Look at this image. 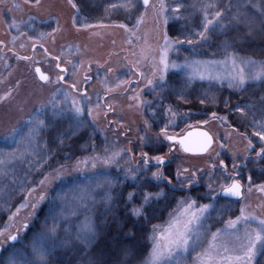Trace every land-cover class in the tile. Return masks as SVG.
<instances>
[{"label": "rangeland", "instance_id": "1", "mask_svg": "<svg viewBox=\"0 0 264 264\" xmlns=\"http://www.w3.org/2000/svg\"><path fill=\"white\" fill-rule=\"evenodd\" d=\"M141 1L117 0L115 9L124 12L125 23L121 21L122 16L117 17L118 21L108 22L99 19L101 21L89 23L77 18L78 9H73L68 0H41L39 6H35L34 0H31V4H26L24 0H0V96L11 92L10 96L0 101V133L8 132L13 127L21 130L18 136L7 142L3 137L0 138V157L5 152H13L11 159L0 164V183L16 176L14 172H10L13 168L23 167L25 170L27 166L34 165L36 155L40 151L39 145H43L38 140L39 132L49 119H89L102 140L100 143L92 142V151L88 155L82 156L71 165L57 167L41 176L38 185L35 184L36 186L30 189L0 230L2 233L0 241H4L3 246L0 247L1 251L11 243L7 241L9 234L21 236L25 230L23 225L29 224L43 202L39 197L41 195L47 197L51 188L60 180L90 174L94 170L102 171L108 166L100 161L106 156H111L113 152L121 153L118 162L125 163L126 172H129L130 176L135 177L142 173L143 165L137 167L129 165L127 151L135 144L140 148L143 147L148 135L155 137V134L164 142L166 150H171L166 158L174 161L176 179L179 173L180 183L195 181L197 175L202 177L208 199L206 202H196L192 210L195 211L204 204L213 205L200 229L199 244L195 247V251L190 248L187 254L182 253L177 257L180 264H198V253L208 249L212 234L218 231L220 235L216 244L220 254L226 255L238 251L242 241L237 240L236 235L232 233L243 237L246 229L251 231L256 227L255 222L241 220L237 229L226 228L230 220H236L241 215L242 208L246 214L257 218L264 217V191H260L264 186V178H261L262 175L264 177V163L258 162L259 159L264 161V155L257 156L264 147V142L253 134L264 125V107L247 106L245 116L251 117L248 121L251 131L246 134L233 128L225 117L213 114L207 115L202 121L196 120L195 123L185 125V121H189V114L177 112L170 107H166L164 111L162 110L163 114L158 115L159 118L163 117V124L153 126L148 116L149 114L153 116V112L148 109L152 104L149 95L160 85L161 75L164 76L163 83L169 73L176 72L189 85L210 83L235 91L244 86L230 88L227 78L209 81L197 77L190 80L189 69L172 68L171 65L182 66L191 61L222 62L226 56L221 59L181 56L177 51L181 44L168 36V41L172 45L168 49L169 68L166 72H162L160 57L164 50L166 24L175 13L168 0H150L147 7L141 6ZM161 2L167 7L163 15L159 13L158 8ZM243 2L247 7L257 3L258 8L263 10L264 3L262 4L261 0H243ZM135 7L139 10L136 11ZM74 19L78 21L75 24ZM138 20L141 22L137 23ZM12 23H15V27L9 28V24ZM83 23L94 26L85 28L82 27ZM121 24L126 27H119ZM54 29L56 31H53ZM41 34H44L43 38ZM54 57L59 58L56 62L61 64L60 68H66L63 75L55 69ZM235 57L238 67L241 60L264 63V59L238 55ZM37 67L50 77L51 83H45L37 78L35 71ZM244 67L247 72L257 70L247 65ZM230 69L231 61L228 62V67H224L221 63L215 64L212 71L227 77ZM57 76H63L64 81L57 83ZM149 80L152 81L151 84L148 83ZM70 84H75L76 88L72 90ZM246 85L264 87V81L249 79ZM57 89L61 91L57 92ZM130 97L138 99L134 100ZM73 99L80 102L79 106L84 110L79 119L73 110ZM141 101L144 103L141 104ZM89 109H92L91 117L88 116ZM39 120L45 122L44 126L35 136H30V130ZM192 127L204 128L213 137V145L204 155H183L178 145L166 139L169 135H181L185 129ZM249 141L252 142L251 148ZM171 145L174 148H170ZM92 157L100 158L95 161V169L91 167ZM86 159L89 160L87 167L81 163L82 171L74 170L78 161L82 162ZM245 166L246 168H243ZM184 169L188 171L185 172ZM58 174L60 179H56ZM45 177L49 180L42 184L41 181ZM234 180L239 181L242 186L241 198L231 201L236 206L234 207L236 214L227 216L220 225L212 228L209 224L211 213L222 215L225 210L226 213H230L233 209L232 204L220 201L218 197L222 188L230 185ZM91 196L93 194H85L81 199L82 202L85 200L88 202ZM191 200L195 199L189 195L178 200L174 208L169 211L166 221L155 226L153 243L156 232L166 228L180 215L185 206L184 202ZM33 204L37 205L35 209L32 207ZM225 247L229 249V253H224ZM150 254L140 264H147ZM257 257L254 258L253 264Z\"/></svg>", "mask_w": 264, "mask_h": 264}, {"label": "trees", "instance_id": "2", "mask_svg": "<svg viewBox=\"0 0 264 264\" xmlns=\"http://www.w3.org/2000/svg\"><path fill=\"white\" fill-rule=\"evenodd\" d=\"M73 2L78 5L79 19L89 23L101 21L99 19L110 22L118 21L117 17L122 16L121 21L125 23L124 12L113 7L117 0ZM168 2L171 9L177 4L181 5L180 13L174 12L175 16L166 24V35L181 44L177 49L179 55L221 59L226 56L224 46L227 44V55L264 59V29L261 27L264 24V0H261L263 10L258 8L257 3L246 9L251 27L244 17L240 23L232 22L235 15L233 6L237 0ZM209 3L216 5L214 8H207L210 19L217 10L222 11L224 16L218 26H210V31L202 37L199 33L204 32V6ZM135 8L136 11L139 10L138 7ZM177 15L179 19L176 18ZM220 25L226 27L222 30ZM163 85L157 86L149 95L152 104L148 109L153 112V116H148L153 126L163 124V117L159 118L158 115L166 107H170L177 112L189 114V121H185V125L195 123L196 120L202 121L207 115L215 113L225 117L238 132L246 134L251 131L248 124L251 117L245 116L247 106L264 107L262 85H246L236 91L210 83L189 85L176 72L169 73ZM238 108L244 111H238ZM1 137L3 136L0 135ZM38 140L43 145H39L41 152L36 155L34 165L27 166L25 170L23 167L13 168L10 172H14L16 176L0 183V230L30 189L38 185L41 176L57 167L71 165L92 151V142L102 141L93 122L85 118L49 119L40 130ZM145 140L143 147L135 144V148L130 147L127 151L130 166L143 165L142 173L135 176V179L126 172L125 163L118 162L102 171L94 170L90 174L60 180L39 205L28 224L29 227L19 236L15 247L20 249L22 245L29 246L30 251L33 236L43 235L44 238L38 239L37 243L46 254L47 264L144 262L152 251L155 226L166 221L169 211L178 200L186 195L193 196L196 202L201 203L208 199L200 175L196 176L195 181L177 182L175 163L166 158L171 150H166L164 142L156 134L155 137L148 135ZM145 153L149 159L147 167L143 163ZM183 155L187 156L184 153ZM156 156L165 158L164 165L156 164ZM258 162L264 163L263 159ZM157 171L163 174L159 181L152 175ZM261 178H264L263 175ZM168 180L172 183L169 184ZM95 187L98 189H94ZM130 193L133 194L131 199ZM85 194H93L88 202L81 200ZM145 194L151 195L147 205L143 199ZM218 199L232 204L233 209L230 213L225 210L222 215L211 213L209 224L212 228L220 225L227 216L236 214L232 199L221 196ZM141 206L145 210L140 216L134 215L133 209ZM53 227L56 229L54 233L51 231ZM89 228L94 232V239L86 244L78 236L89 234ZM8 249L9 246L0 252V262L4 264L9 256ZM254 264H264V254L259 255Z\"/></svg>", "mask_w": 264, "mask_h": 264}, {"label": "snow or ice", "instance_id": "3", "mask_svg": "<svg viewBox=\"0 0 264 264\" xmlns=\"http://www.w3.org/2000/svg\"><path fill=\"white\" fill-rule=\"evenodd\" d=\"M26 4H31V0H24ZM41 0H34L35 6H39ZM68 3L71 5L73 9H78L77 3L73 2V0H68ZM150 3V0H143V5L147 7ZM116 5H113L115 7ZM205 7V23L203 25L204 32H200L199 35L202 37L208 31H210V26L215 27L220 24V21L223 19L224 13L220 10H217L214 14L213 18H209L207 14V8H214L216 7L215 4L209 3ZM235 9V15L232 18V22L240 23L241 18L244 17L247 20V5L244 4L243 0H237V3L233 6ZM159 13L163 15L167 7L166 5L161 2L158 6ZM181 5L177 4L175 8L172 9L175 13H180ZM179 19V15L176 17ZM74 19V24L77 23ZM141 21L138 20L137 23ZM167 19L165 18V23ZM248 26L251 27V21L247 20ZM94 25L83 23L82 27L90 28ZM222 30L226 25H220ZM15 27V23L9 24V28ZM119 27H126L125 25L121 24ZM262 29H264V24L261 25ZM53 31H56L55 29ZM44 34H41V38H43ZM51 35V34H49ZM164 50L161 53L160 57V64L162 65V72H166L169 68V61H168V49L172 46L167 38V35L164 37ZM191 43V41H189ZM228 45L225 44L224 51L226 53V59L222 62L216 61H191L186 62L182 66H178L176 64H172V68L177 67H184L189 69V79L199 78L200 80H223L225 78L228 79V84L230 88L236 87H243L246 85L249 79L251 80H259L264 81V63L257 64L254 60H241L239 61V67L237 65V60L235 55H227ZM47 52V49H45ZM23 59H30L29 57H22ZM54 59H59L54 57ZM231 61V69L228 72L227 77L223 74L214 73L212 68L215 64L221 63L224 67H228V62ZM245 65L251 66L256 68L255 72H247ZM57 68L60 67L59 63L56 65ZM36 73L39 75V79L45 83H51V79L48 75H45L41 72L40 68L35 69ZM61 72H64L65 69L60 68ZM109 72L111 69L108 70ZM87 79V77L85 78ZM63 76H57V83L63 82ZM160 85L159 87H163L164 76H160ZM149 84L152 83L151 80L148 82ZM72 87L75 89L76 85L73 84ZM61 91L57 89V92ZM11 95V92L7 93L5 96H0V101L5 100L8 96ZM130 99H138L137 97H130ZM73 110L77 119L82 117L83 108L79 106V103L76 99H73ZM141 104L144 102L141 101ZM43 107V105H42ZM238 111H244L241 108L237 109ZM215 115V113H213ZM88 116H92V109L88 110ZM45 122L43 120H39L36 122V125L30 130L29 135L35 136L36 133L44 126ZM21 130L13 127L8 132L0 133L3 136L5 141L7 142L9 139L18 136ZM254 135L258 136L260 141L264 142V125H262L259 130L253 133ZM201 135L204 136V142L200 147V151H207L208 147L212 143V138L208 136L207 133H202ZM167 139H173L172 137H167ZM181 145L184 146L185 151H192L187 145H185V141H180ZM252 142L249 141V148H251ZM121 153L113 152L111 156H106L105 159L100 161L106 166H110L113 163H118V158L120 157ZM264 155V147L261 148V151L257 153V156ZM13 156V152H5L2 157H0V164H4L6 160L11 159ZM91 159V167L93 169L96 168V162L99 160V157H92ZM156 164L158 166H162L165 163V158L162 156H156L155 158ZM83 163L85 167L88 166L89 160L86 159L84 161H78L75 169L76 171H82L80 164ZM143 163L145 167L149 165V159L147 153L144 154ZM185 172L188 169H184ZM153 178L157 179L158 181L162 179L163 174L162 172H153ZM195 175V173H193ZM60 175L58 174L56 179H60ZM136 177H133L135 179ZM49 178L45 177L42 184L48 181ZM177 182L180 181L179 173H177ZM168 183L171 184L172 181L168 180ZM260 191H264V186L260 188ZM222 193L226 197H240L241 196V185L239 181L234 180L230 185L222 188ZM133 194H129V199L132 198ZM110 198V197H109ZM40 201H44L46 199L45 195H41L39 197ZM144 204L147 205L151 199L150 194H145L144 197ZM215 199V197H213ZM185 206L182 208L180 215L174 218L169 225L164 228L162 231H157L156 235L154 236V243L152 247V252L150 254V258L147 264H173L175 260V264H180V260L177 259L182 253L187 254L189 249L191 248L192 251H195V247L199 244L200 236L199 232L200 229L203 227L204 221L208 218L209 210L213 207L212 204H204L195 211L192 209L196 205L195 200H191L190 202H184ZM32 207L35 209L37 205L33 204ZM144 207H138L133 209V214L136 216H140L142 211H144ZM244 220L246 222H255L256 227L252 228L251 231L245 230L244 236L240 237L236 233H232L236 235L237 240H241L242 242L239 245V250L234 251L231 254L221 255L219 252L218 245L216 244L217 237L220 235V232H216L212 234V240L209 242L208 249L204 250L201 253H198L197 260L198 264H253L254 258L258 255L264 254V217L257 218L254 215L246 214L245 210L241 209V215L236 218V220H230L226 225L227 229H237L240 221ZM29 225L25 223L23 225V229H27ZM155 230V229H154ZM53 233L56 231L55 227L51 230ZM89 234L84 236H78L79 239H82L86 244L90 243L94 239V232L91 228L88 229ZM19 233V230H18ZM2 235V233H0ZM18 234L12 235L9 234L7 237V241L11 242L9 244V256L7 257L6 264H47L46 254L42 247H40L37 243L38 239H43V235L40 237L33 236L30 242V251L29 246H21L20 249L15 247L16 242H18ZM4 241H0V247L3 246ZM224 253H229V249L227 247L224 248ZM0 264H4V262H0Z\"/></svg>", "mask_w": 264, "mask_h": 264}, {"label": "water", "instance_id": "4", "mask_svg": "<svg viewBox=\"0 0 264 264\" xmlns=\"http://www.w3.org/2000/svg\"><path fill=\"white\" fill-rule=\"evenodd\" d=\"M140 5L144 6L143 5V0L141 1ZM36 75H37V77L39 79V75L37 73H36ZM202 133H207L208 136L212 138V143L208 147L207 151H200L199 150L201 145L204 142V139H205L204 136L201 135ZM168 137H172L173 138L171 140L167 139L170 143L177 144L178 147L181 149V151L183 153L187 154V155H195V156L204 155L205 153L208 152V150L213 145V137L211 136V134L206 129L201 128V127H192V128H189V129L185 130L184 133H182L181 135H177V136L169 135ZM181 140H184L185 141V145H187L189 148H191L192 151H185L184 150V146H182L181 143H180ZM220 196L224 197V198H228V199L238 200L242 196V186H241V196L240 197H226V196L223 195L222 190L220 192ZM0 252H1V249H0Z\"/></svg>", "mask_w": 264, "mask_h": 264}, {"label": "flooded vegetation", "instance_id": "5", "mask_svg": "<svg viewBox=\"0 0 264 264\" xmlns=\"http://www.w3.org/2000/svg\"><path fill=\"white\" fill-rule=\"evenodd\" d=\"M57 60H58V59H55V62H54L55 65H54V67H55L56 70H58V72L60 73V75H61V74L63 75V74L66 72V68H63V69H65V71H64V72H61L60 69H59V68L61 67V64H59V65H60L59 68H57V66H56V65L58 64V62H56ZM63 81H64V80H63ZM72 85H73V84H70V88H71L72 90H74V88L72 87ZM172 144H173V143H172ZM170 148H174V146L171 145Z\"/></svg>", "mask_w": 264, "mask_h": 264}]
</instances>
